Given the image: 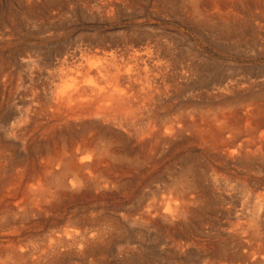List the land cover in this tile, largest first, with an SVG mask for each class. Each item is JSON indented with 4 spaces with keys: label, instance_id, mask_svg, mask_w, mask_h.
<instances>
[{
    "label": "bare ground",
    "instance_id": "bare-ground-1",
    "mask_svg": "<svg viewBox=\"0 0 264 264\" xmlns=\"http://www.w3.org/2000/svg\"><path fill=\"white\" fill-rule=\"evenodd\" d=\"M113 1L100 0L99 5L112 7ZM187 2L190 5V7L188 6L189 12L187 11L189 16L190 12L194 16L197 15V17L203 15L202 8L200 9L199 5L201 0H187ZM218 2L219 5L231 6V4H227L231 2L239 6L244 5L245 9H247L246 12L252 14H257L256 10H259L260 14H257V17L264 19V0H218ZM69 3L68 0H45L43 5L50 10L54 8L53 10H56V13L58 12L57 14L60 15L66 14L67 11L69 13L73 12L69 8ZM174 4L176 3H173L172 6ZM37 5L40 6L39 3ZM172 6L171 9L175 10ZM40 10L41 8L30 6L26 11L23 10V15L30 18L37 15L35 18L41 19L42 16H39ZM16 16L18 15L16 14ZM220 19L224 23H228L234 17H221L220 15ZM20 22H23V20ZM2 24L4 25V23ZM219 26L218 28H220ZM43 29L45 30L46 28L43 27ZM46 31L48 32V30ZM131 43L130 48L126 50H111L110 47L100 46L92 48L90 45L88 48L84 47L83 49L81 46H76L74 47L76 49L73 48L74 50L71 52L59 49L56 55L49 57V55L44 54L45 57L43 58V54H39L34 47H31V50L27 53L22 52L18 55V57L22 56L20 60L27 69L41 64L40 62L44 58L48 63L46 67L50 64L55 69L51 70L49 68L50 72L45 76L46 78L48 77V85L44 84L47 87L42 93L44 97H39L36 88L30 81L25 85V88L31 93L33 97L31 100L33 101L24 107V111H19L16 118L11 111H7L0 117L2 128L9 126L8 134L5 133L7 131H3L7 138L0 134V212L5 213L4 216L0 213L2 215L0 217V238L9 240L22 238L23 231L27 230L25 226L27 225L26 220L35 209L40 208L42 210V208L52 207L56 209V206H59L66 199L73 200L81 197L101 198L114 190L123 195L127 180L133 181L134 177H139L143 180L145 177L157 172L170 154L177 151L188 153L191 150L186 151V149L191 148H193L192 150H197L198 155H193L194 157H192L190 153L185 154L190 156V158H188V162H185V167L181 168L180 176H177V179L174 178L171 184L165 186L164 189L158 185L152 186V182L146 187L144 191H147V194L142 198L143 202H140L139 205L141 207L142 204L145 205V202L148 201L146 206H143L146 209L145 214L142 215L147 219L151 218L152 220L153 218L155 221L161 219L165 221V224H171V220L175 219L174 217H182L198 210L201 205L197 206V208L195 207L197 204L203 202L204 205H208L205 195L208 193L205 184V171L200 169L204 168L201 166L204 165L201 159L204 160L208 156L214 163L219 165L218 167H228L229 165L235 167L236 172L234 171L232 175L228 172L226 175L224 174V177L233 176L234 179H237L243 194V196L239 195V193L237 194L240 198L244 196L253 198L254 208L258 209V211L255 212L256 215H253L255 217L251 218L250 226L252 229H258L259 224L264 222L262 218L259 219L260 211L264 209V86L257 91L249 89L246 95H238V98L227 103L215 102L216 104H206L205 106L202 101L197 102L198 104L184 101L176 105L174 103L170 104L172 93H175V91L170 90L171 88L167 81L169 79L167 75L170 76V79L172 78L169 71L171 67L169 61L171 60H164L162 57L161 59L157 55V47H155L157 44L152 46V43L150 44V42L142 39ZM165 58H167V55ZM10 61L11 58L1 61L0 69L3 70L9 67L12 63ZM53 61L55 64H53ZM207 65L201 63L197 71L204 75ZM186 73L184 72V77ZM33 74L35 73L33 72ZM29 77L28 74L27 79ZM38 77H41V75ZM46 78L44 79L46 80ZM20 81V83L25 84V80ZM199 83H201V80ZM233 86L231 84L224 88L228 93L233 91ZM181 88L177 87V90L183 91V88ZM11 139L12 141H9ZM28 142L30 143L28 147L33 151V156L29 155L27 158L29 157L31 160H18L15 154L17 146L21 145L22 149L25 150ZM28 161L32 165L30 168L27 167ZM177 163L176 165H178ZM198 163L199 166L197 168ZM6 166L11 167V170H5ZM6 171H10L11 174L8 175ZM212 171L216 173V170ZM240 173L245 174L244 177H239ZM256 175L260 177L257 178ZM25 177L34 180V185L28 186L27 182L28 185L22 191L23 197L21 201L11 203L9 199L11 200L12 197L18 194V188L20 189L22 179ZM212 177L216 181L217 178H220L216 174H213ZM251 177H255L252 182ZM217 182L219 185L220 181ZM216 183L213 185L216 186ZM258 189L263 190L262 193L257 194ZM236 191L238 192V190ZM254 191H256V194L250 196ZM165 192L168 193L166 196L168 199H160L158 195L161 193L163 195ZM241 205L243 207V204ZM118 210H120V207ZM208 210L211 211L209 208ZM36 215H34L35 218ZM238 217L240 218L241 216ZM241 225L243 226V224ZM110 226H115L118 230L121 228V224L117 220H112L108 216L74 211L67 218L64 226L66 228H61L57 231L56 229L55 231L52 230L45 236L50 241L48 245H45L44 251L35 252L37 254L35 258L37 263L29 258L32 251L22 252L16 248L17 245L12 241L13 245L10 244L8 248H4L9 250L6 251V256L2 255L0 257V264H25L28 259L29 264H41L39 263L41 260L45 262L44 264H59L62 258L60 248L74 247L76 243L85 244L87 247V250L85 249L87 252H82L83 256L92 255L93 257L96 253L99 254L103 251L107 238H110ZM258 232L260 231L256 230L255 235ZM77 249L75 250L78 251ZM263 249L262 246L257 248L261 252L264 251ZM3 252L0 251V253ZM78 254L81 255V252ZM219 254L222 255L221 253ZM257 255H263V253ZM259 258L261 257L254 258V264H260ZM1 259H6L7 261L2 262Z\"/></svg>",
    "mask_w": 264,
    "mask_h": 264
},
{
    "label": "rangeland",
    "instance_id": "rangeland-1",
    "mask_svg": "<svg viewBox=\"0 0 264 264\" xmlns=\"http://www.w3.org/2000/svg\"><path fill=\"white\" fill-rule=\"evenodd\" d=\"M30 1L0 0V64L1 61L9 58H11L10 62H12L9 67L3 70L0 69V117L7 111H11L16 118L18 117L17 113L19 111H24V107L33 101L31 100L33 99L31 93L25 88V85L30 81L36 88L39 97H44V94L42 95V93L43 90L47 88L44 84L48 85V77L46 78L45 76L50 72L49 68L54 70L55 67L52 65L51 67L50 64L46 67L48 63L44 58L42 59V62H40L41 64L31 66V68L29 67L27 69L25 64L20 60L22 56L18 57V55L22 52L27 53L31 50V47H34L39 54L49 55L50 57L56 55L59 49L71 52L76 49L74 48L76 46H81L83 49L84 47L88 48L90 45L92 48L100 46L110 47L111 50H126L130 48L132 44L131 42L140 41V39L143 41L146 40V42H150V44L152 43V46L157 44V46H155L157 47V55L164 60H171L169 61V64L172 68L170 67L169 71L172 78L170 79V76L167 75V77H169L167 81L168 85H170V90L175 91V93H172V98L170 100V104L174 103L175 105L184 101L191 102L192 104H198L202 101L205 103V106L206 104L213 105L217 102L227 103L238 98V95H246L249 89L257 91L259 89L261 90V87L264 86V19L257 17L260 14L259 10H256L258 15L256 13H254L256 14L254 15L250 12H246L247 9H245L244 5L239 6L232 2L227 3L231 4V6L219 5L218 0H203L204 2L201 0L199 5L200 9H204H201L203 15L197 17V15L194 16L191 12L190 16L188 15V6L190 7V5L187 0L184 2H182L183 0H174V2L173 0H114L112 7L102 6L101 4L99 5L100 0H68L70 2L69 8H71L73 12L69 13V11H67L66 14L59 15L57 14L58 12L56 13V10H53L54 8H51L50 10L49 8L44 7L43 3L45 0ZM178 2H180V4H178ZM38 3L40 6L37 5ZM173 3H176L174 6H178H172ZM30 6L41 8V13L39 15L42 16L41 19L37 18V20L35 18L37 15H34L31 18L28 16L24 17L23 10L26 11ZM171 6L172 8H175V10L171 9ZM233 8L234 10H232ZM242 10L245 13L241 12ZM15 13L19 17L16 16ZM220 15L221 17H234V21L232 20L228 23H224L220 19ZM21 20H23V22H20ZM233 22L235 23V26ZM2 23H4L5 26ZM219 25H221L222 28ZM218 26L220 28H218ZM43 27L46 29L44 30ZM46 30H48V32ZM231 30L233 33H231ZM159 50L161 51L159 52ZM45 55L42 56V58L45 57ZM166 55L167 58H165ZM201 63L208 64L204 75L197 71ZM53 64H55V62ZM33 72L35 74H33ZM184 72H187L185 77L183 75ZM28 74L30 77L27 79ZM7 75H9L8 78ZM40 75L41 77H38ZM44 78H46V80ZM20 80H25V84L20 83ZM200 80L201 83H199ZM231 84L234 85L233 91L227 93V90H225L224 87ZM177 87H182L183 91H178ZM5 127L3 129L0 124V134L7 138V135L3 134V131H7L5 133L8 134L9 126ZM9 141H12V139ZM29 144V142L26 143L25 150L22 149L21 145L17 146L15 154L18 160H29L30 158H27V156H33V151L28 147ZM192 149L193 148L186 149V151L191 150L192 152L188 151L190 156H197L198 151ZM188 153L181 151L174 152V155L170 154L171 156L169 155V157H167L169 160L166 159L161 167L158 168V171L154 172L152 175L145 177L143 180L138 176V178L134 177L133 181L127 180L126 188L128 189L127 191L126 188L124 189L123 195L117 190H114L107 194V196L101 198L81 197L78 198L79 200L77 198L73 200L66 199L61 202L59 206H56V209H53L52 207L42 208V210L40 208L33 210L26 220L27 225L25 226L27 230L23 231V234L21 235L22 238H13L12 240L0 238V248L2 249H0V251H5L0 253V257L6 254V251L9 249L4 248H8L10 244L13 245L11 243L13 241L15 242L14 244L17 245L16 248L18 250H21L22 252L32 251L30 255L31 257L29 258H31V261L36 262L37 260L35 258L37 254L35 252L44 251L45 245L49 244L50 240L45 236L52 230L55 231L56 229L57 231L61 228H66L64 226L67 218L73 214L74 211H77L85 214L93 213L108 216L112 220H117L119 224H121V228L118 230L115 226L109 227L110 238H107L108 240L105 246H103V251L99 253L100 256L97 253L93 257L92 255H89L88 257L83 256V253L87 252V247L85 244L81 245L76 243L74 247L60 248L62 258L59 261V264H254V258H257L258 256L261 257L259 258L260 264H264V251L261 252L257 250L260 246L264 248V222L260 223L261 225L259 224L258 229H252L250 226L251 218L255 217L253 215H256L255 212H257L258 209L254 208L253 198L245 196L240 198L239 195L241 194L243 196V194L240 190L241 187L237 179H234L233 176L224 177V174L226 175L228 172L231 175L234 171L236 172L233 165H229L228 167H218L219 165L214 163L208 156H206L204 160L201 159V162L204 164L201 166L204 168L200 169L201 171H205V184L208 192L205 195L207 197L208 205H204L203 202L197 204L195 207L202 206H200L201 208L197 207L198 210L196 211L198 212L194 211L185 216H179L181 218L174 217L175 219L171 220V224H165V221L161 219L156 221L153 218L152 220L151 218L147 219L142 215L145 214L146 209L143 206H146L148 201H144L146 204H142L141 207L139 205L140 202H143L142 198L147 194V191H144L146 190V187L151 182L153 183L152 186L158 185L163 189L165 186L170 185L174 178L177 179L180 176V170L185 167V162H188L187 160L190 156L185 155ZM27 163V167L30 168L32 166L31 163H29V161ZM176 163L178 165H176ZM198 166L199 163L196 167L198 168ZM5 170H11V167L6 166ZM212 170H216V173H213ZM6 172L8 175L11 174L10 171ZM213 174L220 177L217 178V181H220L219 185L216 179H213ZM244 175L245 174L240 173L239 177H244ZM255 177H251V182ZM258 177L260 176H257V178ZM215 183L217 184L216 186L213 185ZM26 185H34V180L26 177L23 178L21 187L20 189L18 188L19 191L17 190L18 194L12 197L11 200L9 199L11 203H18L21 201L23 197L22 191ZM236 190H238V192ZM262 191L263 190L258 189L257 194L260 192L262 193ZM255 192L256 191L252 192V195L250 196L256 194ZM238 193L239 195H237ZM167 194L168 193L165 192L163 195L161 193V196H158L160 199H168V197H166ZM246 201L249 202L247 203ZM241 204H243V207ZM250 206L253 207L251 208ZM119 207L120 210H118ZM142 207L143 209H141ZM208 208L211 211H209ZM252 212L254 214L249 215V213ZM35 213L43 215H36ZM2 215L4 216L5 213H2ZM2 215H0V217ZM34 215H36V218ZM260 215L259 219L262 218V220H264V209L260 211ZM238 216L241 217L239 218ZM241 224H243V226ZM167 225L169 226L167 227ZM164 229L166 230L164 231ZM235 229L239 230L236 231ZM256 230L260 231L257 235H255ZM258 235L259 237H257ZM80 252L81 255H77V253ZM259 253H263V255H257ZM1 261L4 262L7 260L1 259ZM28 262L25 264H29ZM39 263L44 264L45 262L41 260Z\"/></svg>",
    "mask_w": 264,
    "mask_h": 264
}]
</instances>
